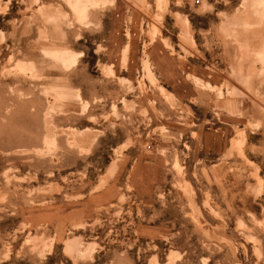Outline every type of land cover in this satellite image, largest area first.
I'll return each mask as SVG.
<instances>
[{"label":"rangeland","instance_id":"374dc122","mask_svg":"<svg viewBox=\"0 0 264 264\" xmlns=\"http://www.w3.org/2000/svg\"><path fill=\"white\" fill-rule=\"evenodd\" d=\"M0 264H264V0H0Z\"/></svg>","mask_w":264,"mask_h":264}]
</instances>
